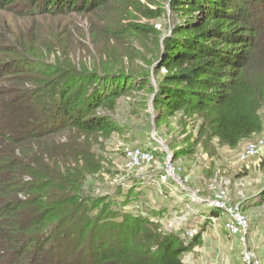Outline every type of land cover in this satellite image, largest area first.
Returning <instances> with one entry per match:
<instances>
[{"label": "trees", "instance_id": "1", "mask_svg": "<svg viewBox=\"0 0 264 264\" xmlns=\"http://www.w3.org/2000/svg\"><path fill=\"white\" fill-rule=\"evenodd\" d=\"M150 1L0 0V8L19 2L32 9L31 15L53 17L119 5L122 16L114 20H124L120 27H105L111 21L103 17V24L92 19L89 29L94 43L102 38L118 43L123 38L158 37L139 19L161 15V1L153 2L155 7L145 4ZM168 4L177 20L162 40L157 62L165 73L153 100L158 115L182 114L192 126L189 146L175 145L172 152L208 150L212 139L235 148L263 129L259 112L264 109V0ZM160 43L158 37V47ZM1 51V70L35 77L0 91V264H190L188 252L201 234L185 243L183 229H172L176 207L182 205V213L193 206L187 225L196 220L201 229L207 220L198 217L216 214L212 206L169 191L148 204L156 185L146 184L143 177L127 179L106 194L90 193L83 189L87 171L78 165L80 154L70 144L56 142L65 132L87 139L115 132V121L102 110H112L136 85L130 82L131 74L108 54L91 67L75 68L59 56L47 62L51 47L41 41L34 47L17 36ZM72 174L81 178L82 186ZM140 195L143 201H138ZM256 195L262 198L253 205L264 204V190ZM251 199L243 196L240 202L246 213ZM158 216L166 230H159Z\"/></svg>", "mask_w": 264, "mask_h": 264}, {"label": "rangeland", "instance_id": "2", "mask_svg": "<svg viewBox=\"0 0 264 264\" xmlns=\"http://www.w3.org/2000/svg\"><path fill=\"white\" fill-rule=\"evenodd\" d=\"M141 1L144 3L145 0ZM160 1L163 10L159 17L150 20L139 18L140 22L156 30L161 42L159 47L158 37L155 36H145L138 41L123 38L118 43L104 38L100 43L92 41L89 33L92 19L102 24L103 17L110 19L111 22L103 24L105 27H120L124 23V20H114L122 16V8L119 5L90 14H60L51 17L31 15L28 12L32 9L24 4L19 5V2L8 4L0 8V55L1 49L13 44V38L17 36L24 43L34 47H37L38 41L51 47L53 52L48 55L47 62H55L56 56H59L63 62L70 61L75 68H80L83 65H100L106 54L115 57L111 61L122 65L133 77L130 82L136 83L117 99L112 110H102L104 114L111 115L117 130L108 137L91 136L87 139L77 133L65 132L56 138V142L70 144V148L80 154L78 165L87 171L83 174L85 183L81 178H76L77 173L72 174L73 181L81 182L80 186L84 183V190H89L90 193L93 190L99 195L112 192L127 179L150 177L156 185V192L146 199L151 205L153 200H161L160 196H165L168 191L174 192L175 195L185 194L191 198L194 193L198 198H204L212 197L215 191L222 190L231 202L238 203L243 196H252L249 201L252 206L248 207L247 216L255 234H251L252 241L248 244V250L255 252L261 263H264V204L253 205L261 201L262 197L256 194L264 190V150H260L256 156L249 157L246 161L240 160V154L247 145L257 139L264 140V109L259 112L263 122L262 131L243 140L235 148L221 146L217 139H212L208 149L212 154L208 153V150L197 151L191 155H176L172 152L171 148L176 149L175 145L189 146L188 129L192 126L188 124L191 120L182 114L162 117L156 113L157 107L153 98L157 83L165 73L164 69L158 66L157 58L164 36L170 33L177 20L168 0ZM153 2L157 5L160 3L157 0ZM153 2L145 4L155 7ZM9 69H0V73H5L0 78V91L5 87H20L26 78L35 77L31 73L23 72L12 75ZM199 124L200 120L196 122L195 127L198 128ZM135 148L149 153L150 158L145 157L143 162L136 163L129 154L131 149ZM206 153L210 155L206 156ZM94 168L99 172L95 174ZM169 168L173 174L166 176L165 171ZM92 172L94 175L90 174ZM162 173L164 176L163 179L161 176V179L164 181L161 182L158 174ZM140 198L138 201H143L141 195ZM184 206L186 207V204ZM181 209L182 205L174 209L175 213L177 212L175 219L181 214ZM93 213H97V210ZM158 219L159 230H166L165 220L161 216H158ZM161 221L165 225L161 224ZM210 235L217 237L212 232ZM219 237L224 243L220 246L219 255L216 253L214 263L209 264H246L242 260L243 251L240 260L239 247H236V250L230 248L232 237L226 238L220 234ZM242 247L244 250L245 246ZM198 256L199 252L195 250L192 257L194 264H197Z\"/></svg>", "mask_w": 264, "mask_h": 264}, {"label": "built area", "instance_id": "3", "mask_svg": "<svg viewBox=\"0 0 264 264\" xmlns=\"http://www.w3.org/2000/svg\"><path fill=\"white\" fill-rule=\"evenodd\" d=\"M260 150H264V140L257 139L255 142L247 145L245 150L240 154V160L246 161L247 158L256 156ZM130 156L134 158L133 160L136 163L143 162L145 157L151 156L149 153H144L140 149L135 148L131 149L129 152ZM150 157H148L149 159ZM173 172L169 168L165 171V175H172ZM163 179L164 173L158 174L159 181H164ZM145 179L146 184H152L150 177H143ZM214 196L212 197H199L193 193L191 201L197 204L207 203L212 206L217 213L216 214H208V215H200L208 221L210 226L218 227L221 226L224 230V233L228 237L239 236L242 244H246V247L242 253V260L246 264H264L257 258L255 252L248 250V244H251L252 241V230L250 227V221L247 216V213L243 211L241 204L238 202H231L226 194L221 190L219 192H214ZM194 209L191 206H187L184 212H182L179 217L176 219L173 217L172 225L174 230H178L180 228L183 229V235L185 238V243H189L195 236L200 232L197 221L193 220L190 225H187V220L189 217L194 214ZM161 224L165 225L161 221Z\"/></svg>", "mask_w": 264, "mask_h": 264}, {"label": "crops", "instance_id": "4", "mask_svg": "<svg viewBox=\"0 0 264 264\" xmlns=\"http://www.w3.org/2000/svg\"><path fill=\"white\" fill-rule=\"evenodd\" d=\"M198 221L204 219L203 217H198ZM201 236L198 240V244L193 245V247L190 249L187 255V260L190 264H194L192 262V257H193V252L196 250L199 252V256L197 258L196 263L197 264H209V263H214L215 255L216 253L219 255V249L220 246L224 243L221 240V237H219V234L226 237V234L224 233L223 229H220V227H212L207 221V224L199 230ZM213 233L217 237H212L210 233ZM198 233V234H199ZM252 233L255 234L253 228H252ZM229 245V243H228ZM246 247V244H243ZM241 243V239L239 236H233L232 239H230V248L236 250V247L238 249L239 247V252H238V259L241 260V253L243 246Z\"/></svg>", "mask_w": 264, "mask_h": 264}]
</instances>
